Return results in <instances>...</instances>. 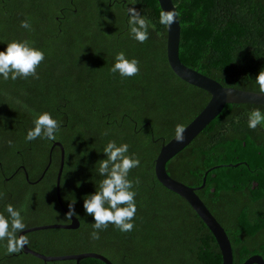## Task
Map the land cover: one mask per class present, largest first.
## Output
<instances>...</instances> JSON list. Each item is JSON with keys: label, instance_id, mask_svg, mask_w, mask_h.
<instances>
[{"label": "trees", "instance_id": "trees-1", "mask_svg": "<svg viewBox=\"0 0 264 264\" xmlns=\"http://www.w3.org/2000/svg\"><path fill=\"white\" fill-rule=\"evenodd\" d=\"M173 3L186 66L224 87L264 93L255 82L264 70V0ZM129 8L150 22L143 44L129 35ZM161 12L158 0H0V51L13 39H26L45 52L39 79L0 81V213L7 215V204L21 210L25 230L71 223L57 198L62 153L58 146L52 148L61 143L62 202L68 211L74 207L81 223L76 230L26 234L32 250L53 257L98 253L113 264H223L215 237L195 210L156 177L155 161L164 143L175 137V126L186 128L211 100L208 92L171 69ZM23 20L31 31L20 27ZM120 51L140 61L137 76L112 74ZM256 108L264 113L260 105H227L167 165L169 175L189 187L200 188L206 178L197 194L225 229L234 264L257 255L264 259V126H247L248 114ZM44 111L60 122L56 140L27 142V131ZM110 139L128 143L129 152L141 161L128 177L137 192L135 227L121 232L109 224L99 239H92L94 219L83 201L103 179L99 163ZM220 165L224 167L214 169ZM0 264L45 262L22 249L8 253L7 242L0 241ZM81 264L104 263L87 258Z\"/></svg>", "mask_w": 264, "mask_h": 264}, {"label": "clouds", "instance_id": "clouds-1", "mask_svg": "<svg viewBox=\"0 0 264 264\" xmlns=\"http://www.w3.org/2000/svg\"><path fill=\"white\" fill-rule=\"evenodd\" d=\"M175 11H162L160 23L171 26L178 18ZM128 32L132 39L143 44L149 39L148 19L140 14L135 8L127 10ZM20 27L31 31L32 26L28 20H23ZM45 60V52L33 45L29 40L13 39L6 44V48L0 51V81H16L17 79H39L37 69ZM115 62L111 68L112 74H119V77L131 78L140 72V61L137 58H128L125 52H117ZM260 91L264 92V70L259 71L255 78ZM247 126L255 130L258 126H264V113L259 108L248 114ZM60 122L53 118L52 113L44 111L36 115L33 127L25 136L27 142L37 139L54 141L60 131ZM185 127L183 124L175 126V139L182 143ZM104 135H108L107 132ZM9 146L12 141H8ZM128 143H117L110 139L102 149L104 159L100 160L98 174L103 177L98 185V190L86 196L83 201V208L86 214L94 219V231L90 233L92 239H99V232L106 229L109 224L114 225L121 232H131L134 227V217L137 212L134 182L130 180L129 173L132 169L141 165L140 159L135 153L129 152ZM139 181H135L138 184ZM4 211L0 213V241L7 242V252L16 253L21 250L25 241L18 238V233L26 228L21 210L12 204L5 205ZM72 205L66 218L72 219L75 216Z\"/></svg>", "mask_w": 264, "mask_h": 264}, {"label": "water", "instance_id": "water-1", "mask_svg": "<svg viewBox=\"0 0 264 264\" xmlns=\"http://www.w3.org/2000/svg\"><path fill=\"white\" fill-rule=\"evenodd\" d=\"M158 1L162 11L177 12V8L174 5L173 0ZM167 29V57L171 69L176 74V76L184 82L208 92L211 95V100L203 109V111L185 128V139L182 143H178L175 137L170 142L164 143L155 161L156 177L166 189L185 199L195 210L199 218L215 237L222 253L223 264H234L232 244L225 229L197 194L200 189H203L206 186V178L204 179V183L200 188H192L172 178L167 171V165L174 157L185 150L224 111L227 105L251 104L264 106V93H256L224 87L216 80L207 77L192 68H189L181 61L180 58L182 29L179 16L171 26H167ZM56 146L61 149L62 153L61 166L57 177V198L62 209L67 214L68 210L65 208L61 197V180L65 167V148L61 143H55L52 151ZM50 164L51 161L49 166ZM49 166L45 170L40 180L44 178ZM233 166L234 165H229V167ZM222 167H224V165L216 166L214 169H219ZM26 176L27 180H29L27 173ZM70 220V224H52L29 228L21 232L19 234V238L25 241L24 236L26 234L47 229L76 230L80 228L81 223L77 217L73 216ZM21 249L25 254L33 255L34 257L45 262V264L58 261H76L77 264H81V261L87 258L99 260L104 264H113L105 256L92 252L56 257L46 256L29 248L26 241ZM244 264H264V259L257 255L250 257Z\"/></svg>", "mask_w": 264, "mask_h": 264}, {"label": "flooded vegetation", "instance_id": "flooded-vegetation-1", "mask_svg": "<svg viewBox=\"0 0 264 264\" xmlns=\"http://www.w3.org/2000/svg\"><path fill=\"white\" fill-rule=\"evenodd\" d=\"M17 172H18V171H17ZM200 190H202V189H200ZM200 190H199V191H200ZM69 224H70V223H69Z\"/></svg>", "mask_w": 264, "mask_h": 264}]
</instances>
